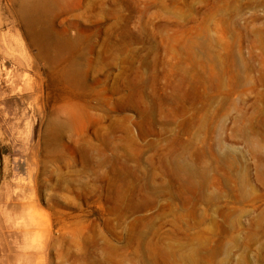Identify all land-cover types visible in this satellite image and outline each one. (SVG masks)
Masks as SVG:
<instances>
[{
	"label": "rangeland",
	"instance_id": "rangeland-1",
	"mask_svg": "<svg viewBox=\"0 0 264 264\" xmlns=\"http://www.w3.org/2000/svg\"><path fill=\"white\" fill-rule=\"evenodd\" d=\"M18 1L0 0V264H264V0H55L57 65Z\"/></svg>",
	"mask_w": 264,
	"mask_h": 264
},
{
	"label": "bare ground",
	"instance_id": "bare-ground-1",
	"mask_svg": "<svg viewBox=\"0 0 264 264\" xmlns=\"http://www.w3.org/2000/svg\"><path fill=\"white\" fill-rule=\"evenodd\" d=\"M55 6V0H19L18 1V10H17V16L18 21L22 28L25 31V34L28 36V39L30 41V44L33 45L36 48V58L39 61H45L48 63V65L56 64L60 61L61 57L63 56V53L67 50V42L63 40H59L55 38L53 35H51L49 32L44 31L39 28V26L42 24L43 17L49 12V10L54 8ZM35 62V61H34ZM37 62V61H36ZM45 63V64H46ZM24 64V63H23ZM30 64V63H29ZM34 65V64H33ZM39 65V64H38ZM57 65V64H56ZM21 66V65H19ZM23 66V65H22ZM25 67V66H24ZM54 67V66H53ZM37 69V68H36ZM43 69V68H41ZM39 70V69H37ZM46 70V69H45ZM41 72V70H40ZM49 72V71H48ZM38 74V73H37ZM43 74V73H42ZM50 74V73H49ZM40 75V74H39ZM49 76V75H48ZM52 76V75H51ZM50 76V77H51ZM63 78L70 81V83H74L77 81V79L81 76V72L78 67L76 66H70V68L66 71H63L62 73ZM27 77V76H26ZM40 77V76H39ZM27 79V78H26ZM54 80V79H53ZM23 81V80H22ZM30 81V80H28ZM50 81V80H49ZM52 81V80H51ZM20 82V81H19ZM45 82V81H44ZM78 82V81H77ZM21 83V82H20ZM26 83V82H25ZM69 83V82H68ZM80 83V82H79ZM12 84V83H11ZM19 84V83H17ZM24 84V83H23ZM29 86V82L27 83ZM78 84V83H77ZM24 86V85H23ZM26 86V85H25ZM81 87V86H79ZM11 88V87H10ZM41 88V87H40ZM11 89H14L13 87ZM7 90V88H6ZM9 92V90H8ZM7 117V116H6ZM1 118V117H0ZM50 120V118H49ZM46 121V119H45ZM53 121V120H52ZM45 129L44 133V144L46 145H52V143L56 140L57 134L59 133V125L57 122L49 123ZM45 128V127H44ZM13 129V127H12ZM43 130V129H42ZM2 131V130H1ZM12 131V130H11ZM3 133V132H2ZM1 133V134H2ZM4 134V133H3ZM15 134V130H14ZM43 134V133H42ZM60 134V133H59ZM6 135V134H5ZM20 135V134H19ZM10 136V135H9ZM12 136V133H11ZM43 136V135H42ZM107 137V136H106ZM105 138V137H104ZM58 139V138H57ZM109 139V138H108ZM105 140V139H104ZM110 140V139H109ZM106 143V142H105ZM43 144V142H42ZM109 144V145H108ZM107 146H110V143H108ZM122 144V143H121ZM106 145V144H105ZM124 146V145H123ZM97 147V146H95ZM101 147V146H99ZM98 147V149H99ZM104 147V145H103ZM119 147V146H118ZM110 148V147H109ZM111 149V148H110ZM103 150V149H101ZM107 150V149H106ZM123 150V149H122ZM96 151V149H95ZM100 151V149H99ZM105 151V150H104ZM126 152V150L124 149ZM101 152V151H100ZM98 152V153H100ZM106 152V151H105ZM108 152V151H107ZM106 152V153H107ZM104 152H102L100 155H102ZM119 154V153H118ZM125 154V153H123ZM104 155V154H103ZM102 155V156H103ZM108 155V154H107ZM106 156V154H105ZM127 156V155H126ZM120 157V156H119ZM105 158V157H104ZM123 159V158H122ZM104 160V159H103ZM127 160V158H126ZM165 160V159H164ZM122 161V160H121ZM98 162V161H97ZM102 162V161H101ZM104 162V161H103ZM168 162V161H167ZM100 163V162H99ZM98 163V164H99ZM110 163V161H109ZM125 163V161H124ZM123 163V164H124ZM172 165L176 168L178 173H191L193 170L187 166L181 160V158H175L173 161H171ZM107 165V164H106ZM106 167V166H105ZM107 168V167H106ZM197 175V174H195ZM203 176V174L199 175ZM122 175L120 176V178ZM200 185V184H199ZM203 186V185H201ZM30 212V211H29ZM31 214V212H30ZM44 220V219H43ZM34 222V219H33ZM192 255L195 254V251L191 253ZM191 255H179L178 259H192L190 258Z\"/></svg>",
	"mask_w": 264,
	"mask_h": 264
}]
</instances>
